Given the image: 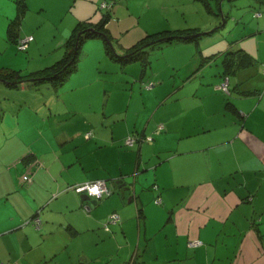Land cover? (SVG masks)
Returning a JSON list of instances; mask_svg holds the SVG:
<instances>
[{
	"label": "crops",
	"instance_id": "crops-1",
	"mask_svg": "<svg viewBox=\"0 0 264 264\" xmlns=\"http://www.w3.org/2000/svg\"><path fill=\"white\" fill-rule=\"evenodd\" d=\"M207 3L211 8L213 4L220 5L223 11L226 4L224 0ZM256 12L244 9L243 17L250 16L253 26L250 21L248 29L229 46L218 47L222 41L217 40L216 51L207 54L199 47L203 56L221 52L208 59L209 65L221 59L225 48L233 51L239 45L252 58L247 66L228 70L227 95L217 88L225 77L221 71L213 72L215 77L209 83L214 88L210 86L207 93L209 84L202 79L198 82V76L204 77L200 70L203 66L198 69V63L190 67L184 79L178 70L176 75L170 74L174 85L167 87L159 76L170 73V68L161 64L159 58L150 67V63L141 67L142 73L149 67L144 77L157 73L155 78L161 80L146 89L152 109L143 117L139 112L130 113L129 106L124 110L120 105L127 102V96H119L113 101L117 105L112 104L109 112L105 110L103 118L84 117L83 129H74L71 124L62 130H48L35 121L37 127L31 134L25 133L26 137L20 134L21 128L17 129V144L8 137L9 131L16 130L22 121L17 112L21 105H16L12 109V126L1 125L0 264H58L60 229L71 235L97 228L119 235L115 233L118 229L123 234L134 229L137 235L143 232L146 236L153 227L155 237H160V249L149 255L151 264H264V13L256 17ZM224 13L227 15L228 10ZM77 17L78 22L89 16ZM148 21L155 24L144 28L141 36L131 31L113 35L107 24L115 52L122 54L145 35L177 29L186 20L178 26H166L163 23H170L169 19L155 14ZM215 21L217 25L219 21ZM129 36H133L132 40L125 42ZM68 37L69 34L62 45V57ZM99 42L110 58L101 37L86 38L79 47L75 69L60 85L52 87L45 82L23 87L28 84L25 83L15 89L30 92L47 84L56 91L55 96L73 90L78 85L72 84L71 78L80 68L83 49L90 51L94 44L100 51ZM191 46L182 47L186 55L196 50L195 45ZM236 57L237 54L228 56L231 61ZM100 62L96 66L98 76L106 81L116 79L110 74L116 66L124 69L123 74L125 70L133 74L138 71L137 65H130L132 62L112 65L104 56ZM172 67L177 69L176 65ZM133 80L140 82L138 78ZM0 85L13 89L3 82ZM49 94L53 95L52 91ZM111 97L108 96L107 105ZM48 113L63 116L50 110ZM3 119L4 115L0 124ZM159 124L163 128L156 132ZM89 130L91 136L86 138ZM131 133L151 135L153 140L126 146L124 139ZM68 145L74 148L73 155L65 157ZM98 179H105L113 191L95 204L69 189L72 184ZM156 198L160 199L158 203L154 202ZM114 212L120 223L108 222L109 231H105L104 222ZM34 216L40 217L38 228L31 221ZM197 240L200 244L192 248L189 243ZM130 257V264L146 261L137 248ZM84 261L122 264L118 256L96 260L85 257Z\"/></svg>",
	"mask_w": 264,
	"mask_h": 264
},
{
	"label": "rangeland",
	"instance_id": "rangeland-1",
	"mask_svg": "<svg viewBox=\"0 0 264 264\" xmlns=\"http://www.w3.org/2000/svg\"><path fill=\"white\" fill-rule=\"evenodd\" d=\"M16 1L0 0V69L20 70L21 73L51 65L62 57L65 50L62 46L63 42L76 25L78 15L92 16L93 21L96 22L103 13L110 11V19L107 24L113 35L131 31L140 36L144 34L142 32L144 28L148 29L147 27L155 24L148 21L155 14L166 16L169 19L170 23H163L166 26H178L181 24V20H186L182 22L179 28L196 25L199 27L198 33L200 35L211 29L216 30L215 20H218L223 23V26L210 34L202 35L199 39V47L207 54L216 51L217 40L222 41L218 47H226L225 41L221 40V38L229 39L230 36L227 31L230 30V33L238 36L248 29L250 21L251 26H253L250 16L243 17L244 9L250 10L252 14L254 11L261 14L264 13V0H224L226 3L224 11L220 5L213 4L215 0H210L211 4H213L214 12H208L201 3L194 0H25V2L27 1V9L20 19L16 34L18 36L20 31L17 41H23L27 38H30V41L25 44V49L22 50L17 42L14 43L9 39L7 40L6 35L8 21L14 19L17 15ZM227 10L229 15L224 13ZM224 16L226 17L224 18ZM87 28L93 29V27ZM171 29L174 28L172 27ZM132 38L133 36H129V38L125 39V42H130ZM99 43V50L102 52L101 56L98 47L96 48L94 44H91L92 49L90 51L86 47L83 49L79 63L80 68L76 76L74 74L71 78V83L78 85L73 90H68L55 96L56 91L47 84L38 90L30 89V92L22 91L21 89L17 90L15 89L16 87L10 89L9 86L3 87L0 85V105L5 111L4 119L0 124V137L3 136L1 125L8 123L10 127L12 126L14 120L12 109L16 105H21L17 112L19 117L22 116V121L15 127L16 130L12 129L9 131L8 137L9 140L17 144L20 142L16 137L20 133L17 130L19 128L23 130L20 133L23 137H26L25 133L31 134L33 127H37L38 124L48 130H50V127L62 130L66 127L69 128L71 124L74 129H83L85 127L84 117L88 116L92 120H96L99 115L103 118L105 110L109 112L112 109V104L117 105L113 101L117 100L119 96H127V102L124 105H120L124 106V110L129 106L130 113L139 112L140 116L143 117L152 109V103L147 97L146 89H151L155 83L161 82L160 79L155 78L159 76L157 73L150 72L144 77L145 72L152 63H155V60L161 58L158 61L170 68V73L159 76L164 80L167 87L168 85L170 87L174 85L173 76L170 74L176 75V70H178L182 72L181 78L184 79L189 73L190 67L195 63H200L194 50L190 55H186L182 50V47L193 45L191 42L164 46L160 50L149 48L146 56L150 61V65L143 73L141 72L142 66L140 62L135 61L130 63V65L138 66L136 74L128 70H125L126 73L123 74L124 69L116 66V69L110 73L116 79L114 81H106L103 77L98 76L99 71L96 66L102 64L100 57L104 56L106 61L112 65H114L113 63L120 64L107 57L104 51L101 50L103 48L102 43ZM220 64L221 59L216 64H205L200 69L203 71L204 77L200 78L198 76V82L202 79L204 83L209 84L207 85V93L211 91L210 86L214 88V84L209 83V81L215 77L214 71L218 73L221 71ZM172 65H176L177 69L172 67ZM73 77L75 78L73 79ZM119 78H122L123 81H119ZM134 78L140 79V82L135 83ZM29 79H34V77H30L27 80ZM141 80L145 81L141 82ZM0 81L8 84L20 82V80L7 81L2 78H0ZM221 83H219V86ZM147 85H151V88H147ZM51 91L53 95L49 94ZM218 91L221 94L224 93L220 89ZM224 94L227 95L226 93ZM109 95H112V97L109 105H107ZM12 99L16 100V102H11ZM49 110L52 113L59 112L63 116H58L56 113L50 115L48 113ZM68 111L71 112L67 114ZM29 116L37 118L35 120ZM58 119L61 120L60 123H58ZM88 132L91 136V131L89 130ZM134 134L136 133H131L130 135ZM40 148L43 147H38V149ZM73 150L74 148L71 149L68 145L64 156H72ZM88 200L92 201L93 199L90 198ZM126 202H128V198H126ZM132 204L130 202V205ZM106 221L102 229L109 231ZM99 230L98 228L95 231L83 230L77 235H71L67 231L60 229L58 240L59 245H61V250L59 251V256L61 257L58 259V264H105L95 261L85 262L84 260L85 257L96 260L101 257L103 259L109 257L116 259L117 256L122 264H130L132 262L130 261V256L136 248L137 253L144 254L146 258V261H138L137 264H151L149 255L154 250L160 249L158 244L160 237H155L154 231L150 229H148L146 236L143 232L137 235V231L134 229L126 230V234H123L118 229L115 233L119 232V235L107 234ZM103 237H105V240H100ZM64 240H66V243Z\"/></svg>",
	"mask_w": 264,
	"mask_h": 264
},
{
	"label": "trees",
	"instance_id": "trees-1",
	"mask_svg": "<svg viewBox=\"0 0 264 264\" xmlns=\"http://www.w3.org/2000/svg\"><path fill=\"white\" fill-rule=\"evenodd\" d=\"M198 1H201V3L203 4V6L206 8L208 12H214L213 8H211L208 5L207 0H198ZM16 3H17V15L14 19H10L6 26L7 40L9 39L11 42H14V43L19 42L17 41L16 30L19 27L21 17L23 16V14L25 13L27 9L25 0H17ZM109 13L110 11L103 13L100 16L99 20L96 22L93 21L92 16L88 17L87 19L78 21L76 25L74 26V28L71 30L69 37L65 41V45L67 46V51L60 60L54 62L51 65L45 66L37 71L27 72V73H21L20 70L13 71L12 69H0V78L5 79L7 81L20 80V82L16 84L6 83L13 87H18L20 86V84L23 85L25 83H28V84L23 85V87L26 85L36 87L45 82H47L52 87H57L67 78L68 74L75 69L77 61H78V51H79V47L82 41L86 38H91V37H101L104 40V50L106 51V53H108V55L110 56L112 60L118 63H121V64H126V63H130L133 61H139L143 69L146 66H148L150 63L149 59L146 56L147 49L149 48L154 49V48H160V47H164V46H168L172 44L191 42L193 43V45L196 46L195 54L202 58V60L199 63L200 65H198V69L204 66L206 63H208L209 58L212 59L215 55L221 53V52H218V53H213L208 56H203L199 48V43H200L199 39L202 35L204 36V34L197 35L199 28L188 27V28L162 30V31L155 32L152 34H147L141 39H139L137 42L132 44L130 47L126 48L122 54H117L111 43L112 38L110 36V32L106 27V24L110 19L111 13L110 14ZM257 14H260V13L256 12L254 15L257 16ZM225 17L226 16H224V18ZM224 20L225 19H223V21ZM221 26H223V23L218 22L216 25V30H218ZM87 27H93V29L88 30ZM227 32L229 33L230 31H227ZM229 36H231V34H229ZM238 36H242V34ZM221 40L225 41V44L227 47L231 44L232 41L234 42L235 40H238V39H237V36L234 35L233 38L232 37H229V39L221 38ZM23 49H25V47ZM222 54L223 56L221 57V68L223 70H221L220 74L223 77L225 76L224 79L222 80L223 82L227 79L226 74L228 73V70L230 69L232 70V68L234 67L235 69H237L238 67L247 66L252 61V58L250 57V55L244 52V50L242 49L240 45L237 46V49L235 48L233 51H230L227 48H225V51H222ZM234 54H237V57L236 59H233V61H231V59H229L228 56L234 55ZM30 77H34V79L27 80ZM227 88H228L227 93L221 90L220 88L218 89L228 94L229 93L228 82H227ZM3 115H4L3 109L0 107V120L2 119ZM86 133H85V137L86 138L90 137V134L89 136H86ZM27 178L28 177H24L25 180H27ZM72 185H75V184H72ZM69 189L76 192L75 190L71 188ZM109 195L98 198V199H93L92 197H89V199L90 198L93 199V201H95L96 203L97 201L104 199L108 197ZM157 199L158 198L154 200L155 203ZM32 223H33V220H32Z\"/></svg>",
	"mask_w": 264,
	"mask_h": 264
},
{
	"label": "built area",
	"instance_id": "built-area-1",
	"mask_svg": "<svg viewBox=\"0 0 264 264\" xmlns=\"http://www.w3.org/2000/svg\"><path fill=\"white\" fill-rule=\"evenodd\" d=\"M259 15V14H257ZM30 41V38H27L23 41H19V48L23 49L25 47V44ZM151 85H147V88L150 87ZM221 90L225 91L226 93L228 92L227 88V81L225 80L223 83H221L220 86H218ZM163 128L162 124H159L156 128V132L160 131ZM89 132L86 133V136H89ZM153 140V137L150 135H143V136H135V135H127L124 139V144L126 146H132L136 143H142V142H151ZM69 188L75 190L77 193L87 195L89 197H92L93 199H98L104 196L109 195L112 192V188L108 185L107 181L105 179H98V180H93V181H87L84 183H79L75 185L69 186ZM160 199L158 198L156 200V203H158ZM33 220L34 226L37 228L40 225V220L37 216L32 217L31 221ZM119 220V215L114 212L111 213L108 216V222H116ZM200 241H193L189 243V245L196 246L199 245Z\"/></svg>",
	"mask_w": 264,
	"mask_h": 264
},
{
	"label": "water",
	"instance_id": "water-1",
	"mask_svg": "<svg viewBox=\"0 0 264 264\" xmlns=\"http://www.w3.org/2000/svg\"><path fill=\"white\" fill-rule=\"evenodd\" d=\"M88 30H92V28H90V29L88 28ZM214 30L215 29H211V30L205 32L204 34L210 33V32H212ZM197 35H200V33H197ZM120 193L123 195L124 194V190H121ZM82 197L85 198V199H87V200L89 199V196H87V195H82ZM94 203H95V201L92 200V203L91 204H94Z\"/></svg>",
	"mask_w": 264,
	"mask_h": 264
}]
</instances>
